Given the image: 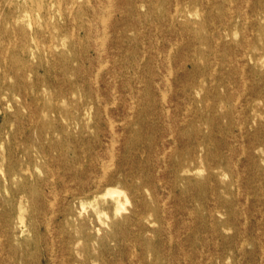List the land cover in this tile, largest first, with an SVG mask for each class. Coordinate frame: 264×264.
I'll list each match as a JSON object with an SVG mask.
<instances>
[{
  "label": "rangeland",
  "instance_id": "rangeland-1",
  "mask_svg": "<svg viewBox=\"0 0 264 264\" xmlns=\"http://www.w3.org/2000/svg\"><path fill=\"white\" fill-rule=\"evenodd\" d=\"M0 264H264V0H0Z\"/></svg>",
  "mask_w": 264,
  "mask_h": 264
},
{
  "label": "bare ground",
  "instance_id": "bare-ground-1",
  "mask_svg": "<svg viewBox=\"0 0 264 264\" xmlns=\"http://www.w3.org/2000/svg\"><path fill=\"white\" fill-rule=\"evenodd\" d=\"M101 2V1H100ZM99 2V3H100ZM112 3V2H111ZM176 4V3H175ZM109 9V8H108ZM32 11V10H31ZM102 11V10H101ZM105 20H106V18H105ZM124 22H122V20L120 21V20H118V21H116V22H114L113 23V25L111 26V29L113 30V31H119L120 30V27H121V25L123 24ZM102 26H104V25H102ZM95 27H97V26H95ZM103 30H105V29H103ZM73 31V30H72ZM98 34V33H97ZM97 36V35H96ZM104 36V35H103ZM102 36V37H103ZM100 38V37H99ZM248 39V38H247ZM105 40V39H104ZM101 45H102V43H101ZM106 66V65H105ZM102 67V66H101ZM155 83V82H154ZM97 84V83H96ZM114 120V119H113ZM115 123V122H114ZM171 136V135H170ZM169 138V137H168ZM106 139H108V138H106ZM243 145V144H242ZM243 152V151H242ZM165 153V152H164ZM164 157V156H163ZM239 157V156H238ZM110 159V158H109ZM103 166V165H102ZM104 166H106V164L104 165ZM108 167V166H107ZM101 169L102 170H104L102 167H101ZM108 169V168H107ZM105 174V173H104ZM104 174H103V177H104ZM101 177H102V175H101ZM113 179L114 178H112L111 176H108V177H106V183H109V182H112L113 181ZM98 181V180H97ZM237 182V181H236ZM82 186V188H81V192L83 193V194H85L86 193V190H83V189H85V188H83L84 186L83 185H81ZM98 187H99V183H97L96 184V189H98ZM114 195V194H113ZM157 195H159V194H157ZM120 197V196H119ZM86 214V213H85ZM82 226V225H81ZM169 235V234H168ZM116 238V237H115ZM75 245H77V244H75ZM202 251V250H201ZM263 254V253H262ZM132 257V256H131Z\"/></svg>",
  "mask_w": 264,
  "mask_h": 264
}]
</instances>
